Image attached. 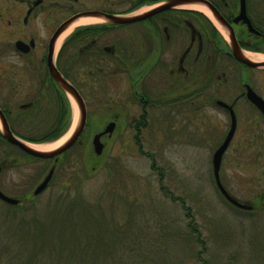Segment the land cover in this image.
Instances as JSON below:
<instances>
[{
    "label": "rangeland",
    "instance_id": "obj_1",
    "mask_svg": "<svg viewBox=\"0 0 264 264\" xmlns=\"http://www.w3.org/2000/svg\"><path fill=\"white\" fill-rule=\"evenodd\" d=\"M139 1L132 14L164 2L150 5ZM128 6L122 2L121 9ZM103 23L78 26L72 33ZM138 28L127 25L114 29L101 39V45L112 47L116 43L117 54L128 59L145 45V31ZM229 68V73L237 72L234 64ZM84 82L81 91L88 108L87 126L80 142L66 154L34 160L0 138V189L23 201L18 207L0 201V264H70L75 247L83 251L81 264H264V120L252 113L242 115L240 129L222 161L225 188L241 203L253 206L244 210L224 199L213 175V154L229 123L223 110L207 108L196 136L187 132L151 136L143 121L135 120L140 111L135 113L126 76L100 83L89 76ZM234 82L228 86L237 90ZM65 96L73 113L68 130L53 141L26 140L28 143L53 144L69 133L75 114L79 119V110L73 99ZM45 104L53 117L57 101ZM116 113H121L119 119ZM111 122L117 123L116 129L102 138L105 148L98 156L93 137ZM39 132L45 130L34 134ZM161 141L167 142L165 148ZM51 169L55 170L54 178L35 197V188ZM79 198L85 205V218L92 221L75 237L70 230L63 237L66 239H55L49 227L41 225L50 212L58 221L69 201ZM96 218L102 224L97 225ZM190 225L196 229L193 240ZM62 243L63 257L54 251ZM101 247L103 251L97 255ZM201 249L199 261L195 255Z\"/></svg>",
    "mask_w": 264,
    "mask_h": 264
},
{
    "label": "flooded vegetation",
    "instance_id": "obj_2",
    "mask_svg": "<svg viewBox=\"0 0 264 264\" xmlns=\"http://www.w3.org/2000/svg\"><path fill=\"white\" fill-rule=\"evenodd\" d=\"M146 1L150 5L160 3V0ZM204 1L232 31L219 28L216 17L203 3L199 5L205 6L214 20L198 9L178 7L128 25L145 31V45L129 58L128 65L108 64V61L120 59L116 43L109 47L101 45L100 41L110 31L123 27L109 23L101 24L111 27L109 31L92 34L81 44L72 41V33L56 51V65L78 89L85 103L81 87L89 71L115 69L117 79L126 76L135 113L140 111L135 120L141 119L151 136L153 133L165 136L185 132L194 136L200 128L202 113L207 115L206 109L212 107L227 115L225 138L232 125L233 111L237 123L235 137L242 115L252 113L264 120L248 98L250 88L264 100V67H250L238 61L227 37L233 32L244 52L264 55V0H245L250 25L245 20L236 21L242 0ZM122 2L129 6L121 9ZM136 5V0H0V110L8 122L35 117L24 112L31 110L30 106H37L38 112H46L45 103L51 99L56 102L57 89L66 95L48 67L52 38L63 23L88 12L131 14L136 11ZM61 62L74 71L78 84L63 73ZM233 64L237 72L229 73ZM233 80L238 83L237 90L233 85L228 86ZM120 117L121 113H116L115 118ZM176 125H181V129ZM137 128L141 127L137 125ZM166 143L161 141L160 145L165 148Z\"/></svg>",
    "mask_w": 264,
    "mask_h": 264
},
{
    "label": "water",
    "instance_id": "obj_3",
    "mask_svg": "<svg viewBox=\"0 0 264 264\" xmlns=\"http://www.w3.org/2000/svg\"><path fill=\"white\" fill-rule=\"evenodd\" d=\"M203 3L204 5H207V7L212 11L213 15L216 17L217 22L220 26L225 28H230L229 24H227L222 18L218 16V14L215 12V9L212 8L207 2L204 0H168L163 2L162 4L150 9L149 11H146L144 13L140 14H126V15H108V14H102L98 12H88L84 13L82 15H78L76 17H73L72 19H69L65 23H63L59 29L54 34L52 41H51V49L50 54L48 56V67L51 76L57 84L61 87V89L73 99V101L76 103L78 110H79V119L78 123L71 134V136L59 147L50 150V151H41L38 149L33 148L29 145V143L24 140L23 138L17 136L11 129V126L0 110V133L2 137L11 145L17 147L22 152L31 155L36 158L40 159H57L58 157L65 154L67 151H69L73 146H75L79 141L81 136L83 135L86 126H87V120H88V111L86 103L81 96L78 89L70 82L68 81L62 73L59 71L57 65H56V44L60 36L72 25L73 22L80 18H99L106 23L114 24V25H130L136 22H141L151 16H154L156 14H159L165 10L178 8L185 5H192V4H200ZM239 20H245L249 25V21L246 17L245 13V0H242V8L240 15L236 18V21ZM252 29V28H251ZM232 31V29H231ZM231 46L233 49L234 57L240 61L241 63L248 65L250 67H264V62H256L248 58L244 52V50L240 47L238 44L236 37L233 32L230 33L229 36ZM248 98L250 101L256 105V107L260 110L262 115L264 116V100L259 97L253 90L248 88ZM220 104L225 105L224 103L220 102ZM231 109V107H230ZM232 111V110H231ZM236 117L235 114L232 111V125L231 128L224 139L223 143L220 145V147L214 152L213 158H212V164H213V175L215 179L216 186L221 193V195L225 198L227 202H229L231 205L244 209V210H252L253 206L245 203H241L236 198H234L229 191L225 188L222 180H221V166L223 161V156L226 153L233 137L236 132ZM116 128V123L111 122L109 123L104 131L97 133L94 135L92 140V145L94 152L96 155L100 156L104 152L105 144L102 142V138L106 135L111 136ZM2 172V167L0 166V173ZM55 170L51 169L49 173L46 175V177L43 179V181L35 188L34 190V196H39L42 194L51 183L53 177H54ZM0 200L4 203H7L9 205H18L20 200L13 198L11 196H8L0 189Z\"/></svg>",
    "mask_w": 264,
    "mask_h": 264
},
{
    "label": "trees",
    "instance_id": "obj_4",
    "mask_svg": "<svg viewBox=\"0 0 264 264\" xmlns=\"http://www.w3.org/2000/svg\"><path fill=\"white\" fill-rule=\"evenodd\" d=\"M110 29H111V27H109L108 25H96V26L81 27L73 33L71 39L74 43L81 44L82 41H84L85 39L90 37L92 34H98L99 35V34H102V33L109 31ZM88 39H90V38H88ZM77 52H79V50H77ZM104 59L106 60L105 62H107V59L105 57H104ZM116 60L117 59L108 61V64L109 63L113 64V62H115V63H118L121 66H123V65H128L130 62L129 58L126 59L122 55L120 56V59L118 61H116ZM60 67L62 68V71L66 76L70 75L71 78L73 77V82L78 84L77 80L74 78V71L72 72V70L70 71L69 69H67L65 64L62 62L60 63ZM115 74H116L115 69H110V70H106V69L102 70L101 69L100 70L98 68L97 70H93V71L89 72L88 77L91 76L93 82H95V83L99 82L100 83L101 81H104L108 78L115 77ZM56 101H57V109H56V113L53 117L49 116V114L47 112H38L39 109L37 108V106L34 105V106H30L31 110H28V111L26 110L24 112L26 114H28V113L34 114L35 117H33V118L26 117L23 119H10L9 122H10V125H11L14 133L16 135H18L19 137L23 138L24 140L31 141L34 143H40L43 141H53V140L60 138L70 127V124H71L72 118H73V113H72V106L70 104L69 99L65 96V94L60 92V89H57ZM46 110H47V108H45V111ZM39 115L44 116V117H37ZM39 129L45 130V132L44 133L39 132V133L34 134V131H38ZM0 138L4 142H6L8 145H10L11 147L19 150L17 147L9 144L2 137L1 134H0ZM21 153L30 159L39 160V158L28 155L22 151H21ZM7 157H9V156L7 155ZM22 204H23V201L20 200V204L15 205V206L14 205H10V206L18 207ZM84 206L85 205L80 198H79V200L78 199L70 200L69 203L67 204L66 209H64V211H63L65 213L60 215V217H59L60 219L58 221H56L54 219V215L50 212L49 218H47L46 222L41 226L42 227L43 226L49 227L50 231L47 229H44V231H46V232L49 231L50 235L54 236L55 239H60V240L66 239L63 237L67 236V234H65L66 232L69 235V233H71L70 230L75 233V234L71 233V235L75 237L76 234H78L79 232H82L84 230L83 228H81L82 226L85 227V226H87L88 222L92 221L89 218H87V219L85 218ZM46 224H48V225H46ZM96 224L97 225L102 224L98 218H96ZM190 226L192 227L191 232H190V234H191L190 237L193 240L194 238L192 237V235L196 236V229L192 225H190ZM77 231H79V232H77ZM46 232H43V234H46ZM102 232H103V230H102ZM113 232L114 231L111 230V233H113ZM41 233H42V231H41ZM113 236H114V233L111 235V237H113ZM109 239H111V238H109ZM199 241L202 242L200 238H199ZM61 246L62 247H60V248H55L54 251L59 256L63 257L64 256V249H65L63 243ZM66 249H68V247ZM102 251H103V248L101 247L100 250L97 251V255L101 254ZM202 251L203 250L201 249V251L199 253H196V255H195L196 257L199 258V261L202 260L201 259ZM82 254H83V251H78V250H76V247H75L73 249V254H72V257H71L69 263L70 264H81V261L79 259L81 258ZM64 258L67 260V257H64Z\"/></svg>",
    "mask_w": 264,
    "mask_h": 264
},
{
    "label": "bare ground",
    "instance_id": "obj_5",
    "mask_svg": "<svg viewBox=\"0 0 264 264\" xmlns=\"http://www.w3.org/2000/svg\"><path fill=\"white\" fill-rule=\"evenodd\" d=\"M184 7H188V8H191V9H198V10L206 13L211 19H213L211 13L203 5H199V4H195L194 5V4H192V5H185ZM99 22H103L102 19L91 18V17L90 18H80V19L76 20L75 22H73L72 25H70V27L58 39L57 44H56V51L60 48V45H61L62 41L67 36H69L76 27L82 26V25H87V24H95V23H99ZM245 54H246V56L248 58H250L253 61H256V62L264 61V56L263 55L255 54V53L248 52V51H245ZM77 119H78V116H77V114H75L74 124H73L71 130L69 131V133L66 136H64L58 142L53 143V144H31V143H29V145L32 146L33 148L41 150V151L53 150L54 148L58 147V145H60L64 140H66V138L70 135L71 131L74 128L75 123L77 122Z\"/></svg>",
    "mask_w": 264,
    "mask_h": 264
}]
</instances>
